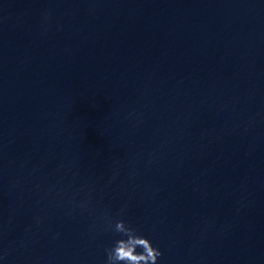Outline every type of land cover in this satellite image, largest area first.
<instances>
[{
	"label": "water",
	"instance_id": "95a60500",
	"mask_svg": "<svg viewBox=\"0 0 264 264\" xmlns=\"http://www.w3.org/2000/svg\"><path fill=\"white\" fill-rule=\"evenodd\" d=\"M264 264V0H0V264Z\"/></svg>",
	"mask_w": 264,
	"mask_h": 264
},
{
	"label": "clouds",
	"instance_id": "9594fccd",
	"mask_svg": "<svg viewBox=\"0 0 264 264\" xmlns=\"http://www.w3.org/2000/svg\"><path fill=\"white\" fill-rule=\"evenodd\" d=\"M125 215L121 208L116 216L107 217L108 227L118 235L106 248L105 264H159L163 250Z\"/></svg>",
	"mask_w": 264,
	"mask_h": 264
}]
</instances>
